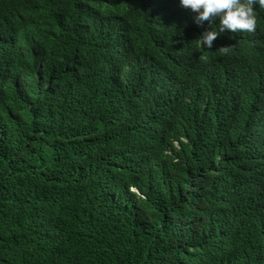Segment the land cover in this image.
Returning a JSON list of instances; mask_svg holds the SVG:
<instances>
[{
  "label": "trees",
  "instance_id": "trees-1",
  "mask_svg": "<svg viewBox=\"0 0 264 264\" xmlns=\"http://www.w3.org/2000/svg\"><path fill=\"white\" fill-rule=\"evenodd\" d=\"M18 1L0 0V264H189L192 245L217 227L237 250L235 264H264V190L250 201L236 177L264 155L259 3L257 29L242 37L251 57L243 82L209 58L176 3ZM168 76L180 86L161 97L157 84ZM227 77L231 85L216 86ZM53 83L67 92L54 93ZM195 93L225 105L235 121L211 131L188 126L176 147L167 115L191 116L185 95ZM155 178L177 184L179 215L196 236L146 225V203L165 217ZM23 229L28 245L9 241ZM204 250L211 264H224L213 258L216 247Z\"/></svg>",
  "mask_w": 264,
  "mask_h": 264
},
{
  "label": "clouds",
  "instance_id": "clouds-1",
  "mask_svg": "<svg viewBox=\"0 0 264 264\" xmlns=\"http://www.w3.org/2000/svg\"><path fill=\"white\" fill-rule=\"evenodd\" d=\"M151 1L161 7L176 3L182 11L188 13L198 29V43L201 47H205L209 58L221 62L232 73L242 75L243 82H246L251 57L250 53L245 50L242 37H249L255 33L258 26L257 18L254 15L257 10L255 5L258 2L260 8L264 9V0ZM12 15L13 13H10L9 18ZM81 19L88 24L92 22L87 16H82ZM235 43H238L239 46L235 47ZM75 49L80 57L93 61L90 56L82 53L77 45H75ZM252 49L256 48L253 47ZM199 61L206 62L207 57L201 54ZM232 82L233 79L230 77L222 78L216 81V86H228ZM15 85L18 86L17 83ZM176 86H180L179 80L168 76L159 80L157 92L159 96L167 97L172 94ZM261 86L264 91V75ZM51 89L57 94L67 92L55 83L52 84ZM185 97L193 114L184 117L173 109L166 118L167 138L176 147H180V142L184 140L182 133L188 126L198 130L211 131L216 128L224 129L235 121L231 111L225 105L215 102L211 97L200 93L187 94ZM236 177L242 184L245 196L252 201L264 190L258 184V182H264V155H255L241 164L237 168ZM153 183L158 187L159 198L165 200V207L163 208L165 217L156 218L155 210L149 208L146 203L143 212V220L146 225L155 230L176 229L189 237L196 236L193 221L188 217L179 215L178 201L176 200L177 184L167 178H155ZM132 190L136 191L134 188ZM222 230V227L213 228L209 231L205 241H199L197 245H192L187 255V262L189 264H211V256L204 249L211 250L216 247V251L213 253L214 259L219 263L235 264L239 257L237 250L223 242ZM16 231L19 235L12 231L9 241H13L15 244L23 242L28 245L27 237L30 231L28 229ZM240 236L252 238L247 229H242Z\"/></svg>",
  "mask_w": 264,
  "mask_h": 264
}]
</instances>
